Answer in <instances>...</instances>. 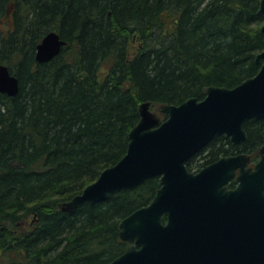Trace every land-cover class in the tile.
I'll return each instance as SVG.
<instances>
[{
  "label": "trees",
  "instance_id": "obj_1",
  "mask_svg": "<svg viewBox=\"0 0 264 264\" xmlns=\"http://www.w3.org/2000/svg\"><path fill=\"white\" fill-rule=\"evenodd\" d=\"M259 8L260 0H0V64L20 80L16 96L0 92V264H108L123 253L120 221L152 200L159 177L73 211L62 204L126 154L142 102L202 99L209 86L257 74ZM51 30L66 44L38 62ZM244 127L240 145L215 136L189 169L236 150L257 161L264 118Z\"/></svg>",
  "mask_w": 264,
  "mask_h": 264
},
{
  "label": "water",
  "instance_id": "obj_2",
  "mask_svg": "<svg viewBox=\"0 0 264 264\" xmlns=\"http://www.w3.org/2000/svg\"><path fill=\"white\" fill-rule=\"evenodd\" d=\"M65 43L49 31L37 45V61L52 60ZM261 59L257 74L235 87L212 85L202 99L163 105V120L151 101L142 102L126 154L62 204L73 211L160 177L153 199L121 219L120 236L132 244L108 264H264V145L255 168L247 167L245 153L225 155L198 172L187 166L215 136L240 144L247 139L245 122L264 118V49ZM19 90V78L0 64V92L16 96ZM238 168V184L228 189Z\"/></svg>",
  "mask_w": 264,
  "mask_h": 264
},
{
  "label": "flooded vegetation",
  "instance_id": "obj_3",
  "mask_svg": "<svg viewBox=\"0 0 264 264\" xmlns=\"http://www.w3.org/2000/svg\"><path fill=\"white\" fill-rule=\"evenodd\" d=\"M232 142V141H231ZM233 143V142H232ZM234 144V143H233ZM241 144V143H240ZM240 144H234V145H240ZM239 153V151L238 150H236L235 152H231V153H228V154H223V155H221L220 157H218L217 159H214V160H212L211 162H209L208 164H211L212 162H214V161H217L218 159H220L222 156H225V155H229V154H238ZM208 164H206V165H208ZM205 165V166H206ZM204 167V166H203ZM203 167H201V168H203ZM201 168H199V169H195V171H198V170H200ZM239 175V169L236 171V176L228 183V185H227V187L229 188V189H233V188H235L236 186H237V184H238V181H237V176Z\"/></svg>",
  "mask_w": 264,
  "mask_h": 264
},
{
  "label": "rangeland",
  "instance_id": "obj_4",
  "mask_svg": "<svg viewBox=\"0 0 264 264\" xmlns=\"http://www.w3.org/2000/svg\"><path fill=\"white\" fill-rule=\"evenodd\" d=\"M136 44H137V43H136ZM153 111H154L156 114H159V115H160V116H159V115H158V116L161 118V120H163V119L165 118V114H164L163 111H162V105L155 106V107L153 108ZM208 143H209V142H208ZM208 143H207V144H208ZM207 144H206V145H207ZM234 144H235V143H234ZM206 145H205V146H206ZM205 146H204V147H205ZM204 147H203V148H204ZM203 148H202V149H203ZM202 149H200L196 154H198ZM196 154H195V155H196ZM195 155H193L191 158H193ZM191 158H190V159H191ZM190 159H189V160H190ZM255 162H256V161H255ZM255 162H252V161H251L250 163H251V165L254 166V165H255ZM250 163H249V166H250ZM187 165H188V163H187Z\"/></svg>",
  "mask_w": 264,
  "mask_h": 264
}]
</instances>
